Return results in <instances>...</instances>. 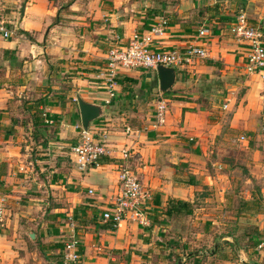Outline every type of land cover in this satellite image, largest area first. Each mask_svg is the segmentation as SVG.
<instances>
[{"label": "crops", "instance_id": "1", "mask_svg": "<svg viewBox=\"0 0 264 264\" xmlns=\"http://www.w3.org/2000/svg\"><path fill=\"white\" fill-rule=\"evenodd\" d=\"M195 7L206 8L201 23L189 18ZM240 11L264 40V0H0V18L10 31L0 33V195L6 201L0 264H63L72 233L79 264H194L188 253L198 238L167 216L172 199L193 203L191 215L205 211L200 221L212 224L207 236L217 264H264V210H239L226 197L241 162L250 183L260 186L264 206V151L258 142L251 148L253 137L264 135V81L246 69L248 46L230 31ZM161 18L166 26L155 48L199 45L206 56L174 68L167 93L156 69L124 70L110 98L100 74L109 47ZM202 27L208 34L200 37ZM77 97L102 107L88 126L104 131L116 149H129L128 164L152 192L148 225L126 219L113 227L102 218L119 189L121 160L105 156L78 170L72 151L83 126ZM159 97L167 100L166 122L144 130ZM127 125L132 133L124 131ZM241 135L246 140H238ZM234 144L253 159H239L243 151ZM203 189L215 197H197ZM254 194L248 190L240 198H258ZM215 208L234 211V223L217 220ZM194 254L200 258L203 251Z\"/></svg>", "mask_w": 264, "mask_h": 264}, {"label": "built area", "instance_id": "2", "mask_svg": "<svg viewBox=\"0 0 264 264\" xmlns=\"http://www.w3.org/2000/svg\"><path fill=\"white\" fill-rule=\"evenodd\" d=\"M166 19L161 18L158 22L152 24L149 29L138 32L134 31L125 44H113L106 53V65L103 71L105 88L109 92V97L114 96V85L116 78L127 69L151 68L156 69L159 64L167 67H182L192 61L194 57H205L206 50L199 45H190L185 50H163L155 48L157 38L164 33ZM230 31L239 42L248 46L246 69L250 72L259 73L264 81V40L260 28L252 25L244 11H240L235 20L230 24ZM0 33L7 37L10 31L6 22L0 18ZM208 29L202 27L198 31V36H206ZM77 100V98H75ZM167 100L159 97L155 102L154 116L149 126L144 130L158 129L166 122L168 112ZM42 116L47 124H52V120L47 117L46 112ZM132 128L127 125L124 131L132 133ZM238 140L244 141V135L239 136ZM75 154V164L78 170L83 171L92 165L99 163L105 156L116 157L121 160L118 165L119 189L114 202L105 208L102 218L110 221L113 227L118 226L123 220L130 219L141 225H148V206L152 200V192L145 188L141 183L135 171L127 162L129 157L128 148H119L108 144L107 134L99 132L95 128L82 126L79 133V140L72 148ZM92 192V190H89ZM5 197L0 195V221L6 214ZM260 244L259 247H262ZM79 243L74 233L66 241L63 254V264H79L80 253Z\"/></svg>", "mask_w": 264, "mask_h": 264}, {"label": "rangeland", "instance_id": "3", "mask_svg": "<svg viewBox=\"0 0 264 264\" xmlns=\"http://www.w3.org/2000/svg\"><path fill=\"white\" fill-rule=\"evenodd\" d=\"M178 2V0H175ZM190 3L192 0H188ZM210 1V0H207ZM176 3V2H175ZM238 7L236 9H233V11H238ZM262 133L264 134V130L262 128ZM256 135V133L251 134V136ZM252 142V147H254V143H259V147L261 151H264V135L262 136V138L260 140H256V138L253 137V139L251 140ZM235 147H233V149H236L237 151H243L241 153V155H239V159L241 160H249L251 161L253 159L252 153L251 154H245L244 150H242V145L241 144H234ZM256 147V145H255ZM235 162V157H233L232 159H230V165L234 164ZM242 166L243 169H239L238 172L234 173V186H232V188L228 189L226 192V197H233L232 198V202L233 205L235 206L234 208L240 206L241 200L244 195L248 194V190L250 191H255L257 188L260 189V186H257V184H255L254 182L250 183L248 178H252L251 174L249 173V170L247 167L245 166V164H242L241 162H238L237 164L234 165L235 166ZM239 178V184L237 182V178ZM244 181V182H242ZM246 181V182H245ZM245 186V187H244ZM210 190L206 191V190H201L197 197H215L214 194L210 195ZM204 201V200H202ZM204 204V202H196V204ZM210 203V202H208ZM217 209L216 211L218 212L217 215H215V218L217 220H220V222L225 219L228 221V223H234L233 221H235V212L234 211H230L228 213H224V212H220L221 210L219 208H215ZM202 211V210H201ZM204 212L202 211L201 213H199V211H197L194 215H191L189 217H185L181 220V225H183L184 230H186L187 232V236L192 237V238H198L196 241V245L191 244L192 246V250L190 251H198L201 250L203 251L202 256L199 258L200 261L202 262H207L208 264H217L218 263V259L220 257L218 256H213L212 254H210L213 251V244L210 241V237L207 236V234H209L210 230L212 232V224H210L211 226H205L204 221L206 220V218H204V220H201L204 217ZM214 216V215H211ZM198 218V219H196ZM224 220V222L226 223V221ZM203 221V222H202ZM206 223H210L209 221H205ZM223 222V221H222ZM246 222V220H245ZM216 227V226H215ZM203 230H205L206 234L204 236H200V234H202ZM223 229H221L222 231ZM229 254V253H228ZM169 264H176V261H171L169 262Z\"/></svg>", "mask_w": 264, "mask_h": 264}, {"label": "trees", "instance_id": "4", "mask_svg": "<svg viewBox=\"0 0 264 264\" xmlns=\"http://www.w3.org/2000/svg\"><path fill=\"white\" fill-rule=\"evenodd\" d=\"M205 7H195L190 11V20L192 22L195 23H201L204 19L205 16ZM169 90L164 91L163 93H167ZM37 113L35 116H39L41 117V113L39 112H35ZM34 113V114H35ZM41 122V121H40ZM39 122V123H40ZM38 123V124H39ZM42 124V122H41ZM40 125V124H39ZM5 165L4 163L0 164V176L2 175V170H1V166ZM254 195H252V197H258V198H254L252 200H241L240 206H238L237 208L239 210H253L255 213L256 212H262L264 210V206L262 204L261 201V197L262 195L260 194L259 188H257L255 190ZM193 203L189 202V201H185V200H180V199H172L169 201L168 206L166 208V214L167 216H170L173 219L177 220V221H181L183 218L188 217L189 215L192 214L193 212ZM252 228H249V230H251ZM253 230V229H252ZM256 233V231H255ZM233 249L236 248L234 243H231ZM216 252V249H213V252H211L210 254H214ZM188 255H190V258L193 257L192 261H194V264H200L196 261H199V258H196V254H194V252H189ZM179 257V256H177Z\"/></svg>", "mask_w": 264, "mask_h": 264}, {"label": "water", "instance_id": "5", "mask_svg": "<svg viewBox=\"0 0 264 264\" xmlns=\"http://www.w3.org/2000/svg\"><path fill=\"white\" fill-rule=\"evenodd\" d=\"M223 1V0H216ZM156 71L159 77V88L161 91H166L175 82L176 72L172 67H167L162 64H159L156 67ZM77 102L81 115L82 125L87 128L89 123L98 118L101 114L102 107L97 104L89 103L84 101L82 98L77 97Z\"/></svg>", "mask_w": 264, "mask_h": 264}]
</instances>
